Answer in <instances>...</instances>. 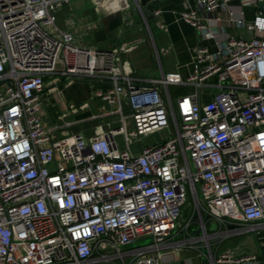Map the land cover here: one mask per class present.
Returning a JSON list of instances; mask_svg holds the SVG:
<instances>
[{"label": "built area", "instance_id": "2783aa9c", "mask_svg": "<svg viewBox=\"0 0 264 264\" xmlns=\"http://www.w3.org/2000/svg\"><path fill=\"white\" fill-rule=\"evenodd\" d=\"M69 1L0 0V264H159L182 246L168 242L182 232L210 252L211 238L243 232L264 246V0H196L180 17L207 43L193 47L186 77L167 72L148 85L123 68L134 43L82 46L57 27ZM48 77L58 92L64 80L109 83L96 96L117 105L120 125L90 137L60 133L43 117ZM171 85L193 90L174 100ZM162 130L165 139L143 145ZM189 191L197 209L180 227Z\"/></svg>", "mask_w": 264, "mask_h": 264}, {"label": "crops", "instance_id": "0c3cea01", "mask_svg": "<svg viewBox=\"0 0 264 264\" xmlns=\"http://www.w3.org/2000/svg\"><path fill=\"white\" fill-rule=\"evenodd\" d=\"M150 3H153L154 8L151 9ZM234 3L238 4L239 1L235 0ZM195 4L196 0H149L145 5L141 4L146 12L145 19L135 0H70L57 11L56 24L60 30L73 33L82 46L108 50L124 43H134L130 51L123 53L122 65L126 73L138 79L139 84L148 85L152 79H160L167 72L176 71L186 77L191 69L193 47L199 43H207L191 24L180 17L183 10ZM158 8L162 13L156 17L153 12ZM247 11L252 14L255 8L249 7ZM151 18L156 21L158 37L150 25ZM160 23L164 24L165 28H161ZM226 30L244 37L252 35L245 29L234 26H227ZM121 38H124L122 43ZM65 82L64 80L57 83L60 89L58 92L52 89L54 84L47 78L43 112L47 124L54 123L59 126L60 133H82L86 137L107 132L111 127L120 125H115L117 119L120 122L119 115L111 114L117 105L96 96V90L107 89L109 83L95 80L88 82L85 79L76 80L71 85H66ZM173 86L185 90L182 94L193 90L191 86ZM179 94L181 93H178V96ZM172 98L176 99L173 95ZM71 105L79 107V110L70 111ZM123 106L128 109L127 101L123 102ZM114 107L116 108L113 109ZM159 132L169 134L168 130ZM116 138L118 147L125 149L123 137L118 135ZM142 143L144 145L143 140ZM130 147L134 152H138L141 144L132 142ZM222 231L225 233L227 230L223 228L219 232ZM251 234L256 237L260 250L248 251L243 244L236 245L235 248L224 247L221 244L224 239L220 235L210 239V244L213 243L210 252L205 247L208 244L206 240L200 238L196 244L198 246L192 248L189 245L190 234L182 232L168 240L172 246L177 243L182 246L159 264H264V246L256 234ZM229 250L234 252L235 258L223 260L222 254ZM251 254H256L257 258L243 263L237 261V258Z\"/></svg>", "mask_w": 264, "mask_h": 264}, {"label": "rangeland", "instance_id": "374dc122", "mask_svg": "<svg viewBox=\"0 0 264 264\" xmlns=\"http://www.w3.org/2000/svg\"><path fill=\"white\" fill-rule=\"evenodd\" d=\"M150 6H151V9L154 8L153 3H150ZM150 25L152 27L153 33L156 35V37H158L159 30L157 28L156 21L154 20V18L150 19ZM132 28L133 27H130V29H132ZM128 30H129V28H128ZM123 41H124V38H121L120 43H122ZM60 66L61 65L59 64V67ZM177 90H179V88H177V86H173V85L170 86V91H171V94L173 95L174 98H176L178 96V93H181L179 95H182V93L185 92V90H183V89L179 90V92H177ZM161 92L164 96H166L163 86L161 88ZM115 108L116 107H114L113 109H115ZM120 123L121 122H119L117 119L115 122V125L117 126ZM132 123L133 122L130 119H127V126H128L129 132L134 128V125ZM172 129L175 132V128H174L173 124H172ZM166 133L167 132H161V133L159 132V133L154 134V135H149V136L143 137L144 145L157 144L159 141H161V140L165 139V137H167ZM196 209H197V207H196L195 200H194L191 192L189 191L187 194L186 203L181 208V216L178 219L180 227L184 226L189 221L193 212ZM191 225L193 226L195 224L192 223ZM193 228L194 227H192V229ZM218 230H219V227L213 221V219L211 218L210 220H208V231H209V233H214V232H217ZM253 234H255V233H253ZM141 242H143V241H141ZM139 244H143V243H139ZM221 244H223L224 247L231 246L233 248H235L234 246H236V245L243 244V246H245V249L248 251L253 250V249L256 251L260 250L258 248V241H257L256 237L254 235L252 236L251 233H246V232L225 238L223 241H221ZM211 245L213 246V243H211ZM127 262H129V261H127Z\"/></svg>", "mask_w": 264, "mask_h": 264}, {"label": "water", "instance_id": "95a60500", "mask_svg": "<svg viewBox=\"0 0 264 264\" xmlns=\"http://www.w3.org/2000/svg\"><path fill=\"white\" fill-rule=\"evenodd\" d=\"M149 0H141V4L142 5H145L147 2H148ZM137 11V10H136ZM85 81H88V82H92L93 80H85ZM208 220V215H206L205 217H204V221L206 222ZM192 233L193 234H200L201 233V229H199V228H197V229H194V230H192ZM150 240L149 239H147V240H143V242H141V241H139V242H136V243H134L133 245H132V247H136V246H138V245H142V244H139V243H143V244H145V243H148ZM131 247V246H130ZM104 264H107V263H104Z\"/></svg>", "mask_w": 264, "mask_h": 264}]
</instances>
